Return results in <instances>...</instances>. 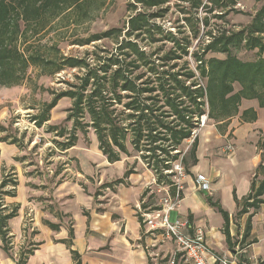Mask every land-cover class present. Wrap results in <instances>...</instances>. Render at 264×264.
I'll use <instances>...</instances> for the list:
<instances>
[{
    "label": "trees",
    "instance_id": "obj_1",
    "mask_svg": "<svg viewBox=\"0 0 264 264\" xmlns=\"http://www.w3.org/2000/svg\"><path fill=\"white\" fill-rule=\"evenodd\" d=\"M109 0H0V87L19 85L25 79L31 66L42 69L44 74H55L66 68L84 69L77 76V83L69 84L68 89L58 92L51 101L43 105L33 116V121L42 126L51 118V110L63 97L72 99L66 121H72L71 129L65 126L49 125V132L66 138L58 142L61 150L76 145L78 133L85 136L94 129L99 149L110 163L120 161L123 156L138 153L147 167L155 175L156 183L168 186L175 194L174 162L181 161L189 174L191 167L198 163V136L189 145L194 129L199 127L202 116L219 124L239 116L245 122L258 119V112L250 107L242 110L244 100H257L264 108V0L261 7L246 25L234 29L207 31L208 43L202 50L194 51L196 67L192 68L189 59V46L182 45L173 33L165 39L173 42L168 50L159 48L147 52L136 40L143 34L155 39L154 30L164 33L161 26L152 20L163 16L162 6L169 0H134L129 3V16L126 29L110 28L94 32L81 44L112 38L117 42V51L99 56V63L92 65L87 58L59 55L47 57L40 46H33L32 39L55 28L57 20L81 23L93 20ZM196 9L206 12L225 13L236 10L241 0H184ZM140 5V7H139ZM157 8L155 12H148ZM196 35L199 34L200 19L186 17ZM202 23L208 26L209 17ZM125 37L120 40L123 31ZM134 37L135 39H133ZM257 50V58L243 60L234 52ZM209 52L226 54L224 58L206 57ZM236 84L240 86L236 89ZM0 131L7 128L0 123ZM0 141L19 144V139L7 133ZM187 145V148L185 147ZM135 172L129 167L124 177L106 186L125 183V178ZM262 177L257 181V177ZM19 184L15 172L4 176L0 183V247L10 252L12 238L9 222L18 215L19 205L8 208L4 204L6 196L15 197ZM10 187V189H6ZM145 189L141 196L142 207L154 206L155 192L149 195ZM183 196V194H182ZM145 197H148L145 200ZM238 206L236 216L247 214L242 238L246 241L252 235V217L264 204V161L256 168L251 190L242 199L235 194ZM208 202L221 213L224 219L223 233L229 247H233L231 216L220 202L208 197ZM153 208H158L153 207ZM142 220V218H141ZM190 222L191 217H189ZM51 228L58 225L45 221ZM68 244L72 245L74 230L71 228ZM252 239L250 242H255ZM38 242L20 250L17 264H27L34 254ZM76 264H82L81 256L71 250ZM168 258L156 262L168 264ZM151 264H154L151 262ZM176 264H184L176 262Z\"/></svg>",
    "mask_w": 264,
    "mask_h": 264
},
{
    "label": "rangeland",
    "instance_id": "obj_2",
    "mask_svg": "<svg viewBox=\"0 0 264 264\" xmlns=\"http://www.w3.org/2000/svg\"><path fill=\"white\" fill-rule=\"evenodd\" d=\"M133 2L134 0H109L96 14L95 19L81 23L57 20L54 24L55 28H51L47 33L36 39H32L30 43H33V46L36 47L40 46L41 52L47 57L59 55L78 56L87 58L88 62L96 65L99 63V56L117 51L118 45L116 40L108 38L88 44H81L80 42L85 41L94 32L104 31L113 27L126 29L128 18L132 14V11L128 10V5ZM262 3L263 1L241 0L237 4L235 11L229 10V12L219 18L216 16L219 11L208 13L205 9L201 8L196 12L192 4L187 1L169 0L168 3L162 6L164 8L162 12L164 15L152 20L161 26L164 33L160 34L158 30H154L156 32L154 37L157 41H151L149 34H143L136 40L147 52H156L159 48L168 50L173 46V42L166 40L164 36L168 33H173L181 41L182 45H190L188 48L189 55L186 58L189 59L192 68H195L196 62L191 54L194 51L202 50L208 43L210 37L205 35L207 31L218 33L219 30L237 29L242 25H246L261 7ZM155 11H157V8L148 10V12ZM206 16L210 20L208 26L202 23V19ZM186 17H192L193 20H196V18L200 19V32L198 35L194 33ZM126 31H123L120 40L125 37ZM132 38L135 39L134 37ZM234 53L243 60H254L257 58L256 49H242ZM212 56L224 58L226 54L209 52L206 57ZM83 72L84 69L66 68L55 74H44L41 68L31 66L21 84L11 87H0V123L7 128L6 132L0 131V137L9 133L17 137L20 144H15L20 150L19 154L13 157V159L10 155L6 156L5 153L3 157L7 161H1L0 158V183L5 175L12 172H15L18 178V174L15 171L16 168L12 167V164L18 165L22 177L26 182L28 181L27 183L31 188L30 195H25V197H29L30 201H33L34 204V207L30 208L31 206H28V208L22 211V213H25L23 236L17 238L14 236L12 238L10 252H6L0 247V258L10 257L17 261L20 250L23 247H30L31 242H33L32 237L37 231L30 220L36 214L34 208L38 207V209H42L46 213L67 210L65 206L69 202H75L77 196L75 191H80L81 195L85 198L91 195L96 198L97 202L104 200L107 197L106 193L108 192L110 196V192L113 191L111 188L107 189L104 187L107 185L105 183L114 181L122 176L124 177L126 172L124 170V162L116 165L107 164L105 158L102 156V151L99 149L97 136L92 128L88 130L86 136L82 132L78 133V141L75 146L66 150L59 148L58 142L64 141L66 138L57 136L56 132H49L48 127L49 125H57L71 129L73 125L72 121H66L68 109L72 106L71 98H61L58 104L51 110L50 120L42 126H38L33 121V116L41 111L44 104L51 101L61 90L68 89L70 83H77V76ZM235 86L236 89L240 88L238 84ZM202 127H205V125H199L200 129ZM200 129L198 134L200 133ZM261 131L263 132L264 129L261 128ZM187 145L185 144L186 148ZM259 146L264 149V140L259 141ZM124 157L126 158L125 162L131 161L125 167L126 169L132 166L148 169L138 153L132 156L124 155ZM148 170L152 175V179L145 189H150L149 195L155 192V203L153 205H156L164 195V191L160 190V186L163 185L157 184L154 173L151 169ZM261 178V176L257 177L256 180L259 181ZM6 189H10V187ZM147 198L145 197V200ZM18 199L17 195L16 197L6 196L4 204H9L8 208L11 209L16 205ZM243 216L244 219L242 220ZM247 217V214L242 216H236L235 214L232 222L241 228V226L243 227L242 223L246 225ZM253 226L256 229V234H259L262 239L261 241L254 242L255 245H262L264 247V216L256 220ZM235 240L237 241L238 239L235 238ZM246 243L243 240L240 246H244ZM161 244L163 245L164 243ZM0 245H2L1 238ZM170 255V253L166 256L162 254L156 261L162 262L161 260L168 258ZM161 264H165V262ZM256 264H264V253L259 255Z\"/></svg>",
    "mask_w": 264,
    "mask_h": 264
},
{
    "label": "crops",
    "instance_id": "obj_3",
    "mask_svg": "<svg viewBox=\"0 0 264 264\" xmlns=\"http://www.w3.org/2000/svg\"><path fill=\"white\" fill-rule=\"evenodd\" d=\"M250 107L258 112V119L254 122H245L235 116L220 126L208 121L205 116V127L198 134V163L191 167L185 178L183 199L178 210L172 213V219L177 216L191 217L192 228L204 227L211 251L230 255L235 264H256L259 255L264 253L262 245L256 246L254 242H250L252 239L255 242L262 240L256 234L254 226L251 232L253 237H248L245 241L247 243L240 246L245 224L242 223L243 227L239 228L232 222L239 209L235 194L242 199L250 192L255 170L264 161V149L259 146V141L264 140V131H261V128L264 129V108L259 107L257 100H244L241 109ZM19 150L15 144L0 142L1 161H7L3 157L4 153L13 159L19 154ZM102 156L109 165L124 162V170H127L125 167L131 162H125L124 157L110 163L103 153ZM12 167L16 168L18 174L19 199L16 205L20 206V211L10 220L9 225L11 235L17 238L23 236L25 229V213L22 211L28 206L34 207V204L27 197L31 189L28 181L22 177L18 165L12 164ZM148 169L134 167L135 172L125 178V183L112 187L105 185L104 187L113 191L110 196L106 193L107 199L98 202L91 195L85 198L80 191H75V202H69L65 206L67 210L46 213L35 206L36 214L30 220L37 231L32 240L39 245L27 264H76L72 249L80 254L82 264H156L160 255H172L176 248L173 239L161 231L153 236L148 234L141 221L144 209L141 196L152 179ZM200 176L209 181L208 190H199L197 187L196 181ZM111 182L113 181L107 183ZM208 197L220 202L230 213L232 248L227 244L223 233V216L208 202ZM263 214L264 204L252 217V224ZM46 220L58 225V228H51ZM71 228L74 230V237L69 246L67 241ZM0 264H17V261L4 257L0 258Z\"/></svg>",
    "mask_w": 264,
    "mask_h": 264
},
{
    "label": "built area",
    "instance_id": "obj_4",
    "mask_svg": "<svg viewBox=\"0 0 264 264\" xmlns=\"http://www.w3.org/2000/svg\"><path fill=\"white\" fill-rule=\"evenodd\" d=\"M206 124L205 116L199 125ZM199 127L194 129L190 144L198 136ZM175 172V194L173 195L168 186H160L164 195L158 204L149 206L142 210V223L145 231L150 235H155L161 231L163 234L173 239L176 248L168 259V264L183 262L184 264H235L230 255L212 252L206 238L204 227L197 226L192 228L189 218L176 217L172 219V213L176 212L183 199L184 180L188 173L181 161L174 162ZM199 190H208L209 181L200 176L197 178Z\"/></svg>",
    "mask_w": 264,
    "mask_h": 264
}]
</instances>
